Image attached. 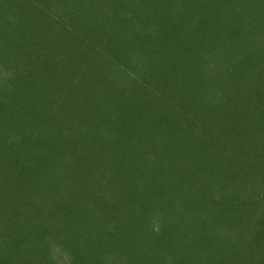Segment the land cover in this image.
<instances>
[{
  "label": "trees",
  "instance_id": "trees-1",
  "mask_svg": "<svg viewBox=\"0 0 264 264\" xmlns=\"http://www.w3.org/2000/svg\"><path fill=\"white\" fill-rule=\"evenodd\" d=\"M0 264H264V0H0Z\"/></svg>",
  "mask_w": 264,
  "mask_h": 264
}]
</instances>
